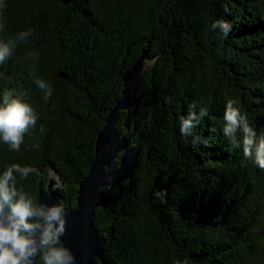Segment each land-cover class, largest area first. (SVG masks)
<instances>
[{
	"label": "trees",
	"instance_id": "obj_1",
	"mask_svg": "<svg viewBox=\"0 0 264 264\" xmlns=\"http://www.w3.org/2000/svg\"><path fill=\"white\" fill-rule=\"evenodd\" d=\"M66 1L0 0V43L16 40L0 63V104L11 91L38 117L19 151L0 139V174L38 169L16 180L38 204L40 180L55 173L75 210L123 77L147 50L138 116L125 133L122 112L117 128L133 136L138 170L95 211L105 244L93 264H264V169L222 132L234 100L264 133V0ZM217 20L230 24L227 37L211 30ZM37 79L51 86L47 102ZM201 108L208 116L185 137L181 117Z\"/></svg>",
	"mask_w": 264,
	"mask_h": 264
},
{
	"label": "clouds",
	"instance_id": "obj_2",
	"mask_svg": "<svg viewBox=\"0 0 264 264\" xmlns=\"http://www.w3.org/2000/svg\"><path fill=\"white\" fill-rule=\"evenodd\" d=\"M211 30H218L227 37L231 26L224 20H217L211 24ZM29 35L30 32H20L16 39L26 41ZM15 44L16 40L11 39L0 43V63L12 55ZM35 83L47 102L52 95L51 86L42 79ZM236 103L234 100L227 102L223 135L231 147L241 148L245 158L264 169V133L257 135L246 116L234 107ZM205 116H208V111L201 108L199 114L190 110L186 117H181L182 134L192 136L193 129ZM37 118L33 108L19 95L6 92L0 104V139L12 150L19 151L25 133L30 127H35ZM199 142L200 138L194 136L192 143ZM32 173L38 175V169L12 164L0 174V264H35L37 257L42 264H76L71 249L61 242L66 233L64 205L37 204L32 196L17 189V175L27 178ZM153 195L163 203L167 192L157 190Z\"/></svg>",
	"mask_w": 264,
	"mask_h": 264
},
{
	"label": "water",
	"instance_id": "obj_3",
	"mask_svg": "<svg viewBox=\"0 0 264 264\" xmlns=\"http://www.w3.org/2000/svg\"><path fill=\"white\" fill-rule=\"evenodd\" d=\"M64 2L67 3L66 0ZM148 67V51L144 50L139 60L124 75L121 97L97 135L92 166L78 186L76 209L70 210L68 200L61 196L57 174L50 175L46 186L42 180L39 182L38 204L64 205L66 233L61 237V242L71 249L76 264L102 261L105 235H100L95 227V211L106 208L113 190L131 181L138 170L139 148L132 143V135L125 136L117 128L122 120V112L127 114L123 123L125 133L129 131L130 121L138 116V82Z\"/></svg>",
	"mask_w": 264,
	"mask_h": 264
}]
</instances>
